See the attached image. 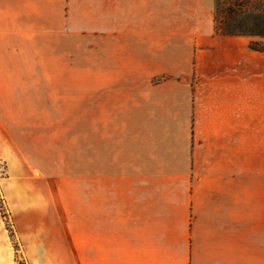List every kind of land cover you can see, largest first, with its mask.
Wrapping results in <instances>:
<instances>
[{"label":"crops","instance_id":"1","mask_svg":"<svg viewBox=\"0 0 264 264\" xmlns=\"http://www.w3.org/2000/svg\"><path fill=\"white\" fill-rule=\"evenodd\" d=\"M162 2L0 0V191L25 264H264V42L155 35ZM59 35H84V174L23 176V89L74 85Z\"/></svg>","mask_w":264,"mask_h":264},{"label":"rangeland","instance_id":"2","mask_svg":"<svg viewBox=\"0 0 264 264\" xmlns=\"http://www.w3.org/2000/svg\"><path fill=\"white\" fill-rule=\"evenodd\" d=\"M161 4L165 7H157L155 35H207L221 26L220 12L215 20L216 0H165ZM252 37L255 48L263 46L264 35ZM59 39L60 63L76 69L74 85L23 89V176L84 174V35H59ZM251 171L264 175V117L252 121ZM6 174V166L0 163V178ZM0 212L13 243L15 264H23L1 191Z\"/></svg>","mask_w":264,"mask_h":264},{"label":"trees","instance_id":"3","mask_svg":"<svg viewBox=\"0 0 264 264\" xmlns=\"http://www.w3.org/2000/svg\"><path fill=\"white\" fill-rule=\"evenodd\" d=\"M221 16L216 30L226 34L264 35V0H216L215 20ZM253 49L262 50V47ZM22 264V263H20ZM24 264V263H23Z\"/></svg>","mask_w":264,"mask_h":264}]
</instances>
